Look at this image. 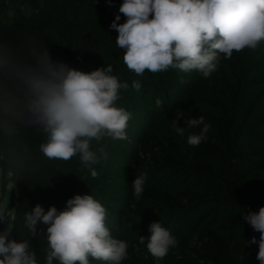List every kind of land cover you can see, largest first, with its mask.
<instances>
[{
  "label": "clouds",
  "instance_id": "1",
  "mask_svg": "<svg viewBox=\"0 0 264 264\" xmlns=\"http://www.w3.org/2000/svg\"><path fill=\"white\" fill-rule=\"evenodd\" d=\"M111 4L112 0H106ZM110 28L118 35L115 45L123 50L122 60L137 76L176 69L182 73L198 71L204 78L218 70L223 59L245 49L255 50L264 42V0H123ZM108 64L85 72L55 60L48 47L37 38L23 33L12 38L0 35V162L7 178L14 182L26 169L31 148L24 136L28 129L38 131L44 140L37 151L47 160L67 162L79 157L92 178L99 173L95 165L106 162L109 153L105 138L127 139L132 113L117 106L121 83ZM183 82V79H181ZM131 87L139 91L141 83ZM183 112L173 120L181 137L185 129L177 126ZM188 129L199 128L187 137L193 147L207 139L210 124L205 118H189ZM203 125V127H200ZM93 141L98 145L93 148ZM147 173L136 176L133 196L144 192ZM22 178V177H21ZM14 217L0 206V264H38L29 240L10 239ZM32 237L38 222L47 225L46 264H123L129 244L114 239L107 224L108 210L91 194L74 195L65 208L50 206L47 211L37 204L24 216ZM244 220L259 233L245 244L258 245L256 259L264 264V206L249 211ZM147 251L163 260L178 240L160 222L149 225ZM139 244L145 237L139 236ZM243 260V257H240Z\"/></svg>",
  "mask_w": 264,
  "mask_h": 264
},
{
  "label": "trees",
  "instance_id": "2",
  "mask_svg": "<svg viewBox=\"0 0 264 264\" xmlns=\"http://www.w3.org/2000/svg\"><path fill=\"white\" fill-rule=\"evenodd\" d=\"M21 2L28 11L18 12L15 17L6 19V3L0 0V35L5 38L16 37L25 32L33 35L48 47L53 59L85 72L111 64L112 74L116 75L121 83L129 84L127 90L121 89L118 107L125 108L131 101L130 108L141 104L138 93L131 87L133 80H139L141 87L148 88H151V83L158 82L156 73L150 75L146 70L143 76H137L128 70L122 60L123 50L115 45L118 33L110 28V24L115 16L120 14L118 9L123 0H112L111 4L106 0H21ZM120 15L121 20L118 23H123L125 17ZM245 58L246 56L242 57L240 54L232 68L226 72L225 80L228 82L227 78L229 79L228 91L231 98L224 102L221 95L212 93L209 96L211 98L201 105L215 116L204 117L205 123L210 124L215 134H208L209 137L202 148L185 144L191 149L192 154L197 149H203L205 143L209 144V147L206 146L208 150L205 154H200V161L211 164L212 167L206 169L203 175L192 173L202 180V183L193 188L199 189L197 194L189 195L187 198L189 202H183V198L179 197L174 198L176 199L174 201H167L163 204L164 207H157L163 211L159 215L163 222L171 224L175 217L187 214L199 205L215 204L208 227L201 228L210 214L199 217L193 228L189 229L188 233L185 232L187 234L181 225L172 233L178 241H183L184 246L197 247L199 252H203V247L221 248L213 255L212 264H259L256 259L258 245L245 244L253 236L259 240V233L253 231L244 220V215L249 211H258L264 206V110L257 111L261 101L248 107L253 96L245 102L240 101L244 96L241 93L249 83L246 74L241 70L237 72L236 69L240 65L247 69ZM173 80L171 79L172 86ZM217 84L221 85L220 82ZM235 95L239 99L232 98ZM205 109L204 113L207 114ZM219 125L225 127L222 138H218ZM24 139L32 152L26 161V169L18 173L22 178L17 177L14 184L7 178V168L0 162L1 185L11 186V193L15 199L12 221L14 229L10 239L17 242L29 240L36 251L38 264H46L47 225L38 222L37 234L32 237L31 232L25 227V213L30 212L37 204L45 211L50 206L63 210L66 201L74 195H91L88 190L90 187L82 183L81 179L88 180L92 177L90 172L83 168L78 156L67 162L43 158L37 148L44 140V136L38 131L26 130ZM104 140L101 143H104ZM97 146L93 141V148ZM94 167L99 169L100 164ZM173 190L175 189H171L172 192ZM227 205L236 208L234 211H240L239 218L242 224L239 227L230 229L229 225L221 223V208ZM5 227V224H0V231ZM194 228L197 230L194 231ZM206 228L207 230L211 228L215 235L205 242L203 234L205 235ZM193 238L199 239L197 245L191 242ZM213 251L206 250V254L209 256ZM199 257H196L199 260L196 264H208ZM240 257H243V260ZM53 264L59 262L54 260Z\"/></svg>",
  "mask_w": 264,
  "mask_h": 264
},
{
  "label": "rangeland",
  "instance_id": "3",
  "mask_svg": "<svg viewBox=\"0 0 264 264\" xmlns=\"http://www.w3.org/2000/svg\"><path fill=\"white\" fill-rule=\"evenodd\" d=\"M4 1L6 19L15 17L18 12L28 11L21 0ZM240 54L242 57L246 56L245 62L248 67L246 69L240 65L236 71L241 70L246 74L249 83V86L241 93L244 96L240 98V101L245 102L253 96L248 107L261 101L257 111L264 110V42L255 50L245 49L240 53L234 52L231 59L222 58L218 70L208 78H204L195 70L182 73L176 69H168L156 73V77L159 78L156 84L151 83V88L146 86L136 91L141 104L132 109L131 101L130 104L127 103L128 106H125V109L132 113L126 130L127 139L105 138L104 144L107 145L106 151L109 153L108 160L100 164L97 169L99 175L96 178L81 179L82 183L90 187L88 190L94 198L108 210L107 224L112 238L124 239L129 244L128 258L123 261V264H196L199 261L196 258L198 256L206 260L205 263L212 264L213 255L221 249L217 246L203 247V252H199L197 247L184 246L183 241H178V245L170 249L163 260L156 262L147 251L146 244L147 238L151 235L149 225L153 222H160L172 234L180 225L184 233H188V230L197 223L198 218L204 215L210 214L201 228L208 227L211 221L215 204L199 205L191 212L175 217L171 224L163 222L159 216L163 211L158 210L157 207H164V203L179 197L183 198V202H189L187 200L189 195H196L199 190L193 188L202 183L197 175L200 173L203 175L206 169L212 167L211 164L200 161V154H205L208 150L206 146L209 147V144L205 143L206 146L201 149L206 140L196 146L201 147V150L197 149L193 154L191 149L185 146L187 137L200 131L199 128L188 129L187 120L198 118L200 115L215 117L211 111L201 106L208 98H211L209 96L212 93L221 95L224 102L231 98V93L228 91L229 79L227 78L228 82L225 80L226 72L232 68ZM148 74L152 73L148 72ZM171 79H174L173 86ZM234 79H236L235 76ZM232 98L239 99L237 95ZM204 109L207 114L204 113ZM180 111L183 112V117L177 121V126L186 128L183 137L173 128V120ZM219 127L218 138H222L225 127L224 125ZM208 134H215L212 128L207 133V137H209ZM194 172L197 175L192 174ZM144 173H147L144 192L137 200L133 196L132 183L136 176ZM171 189L175 190L172 192ZM13 203L15 199L11 193V186L3 187L0 182V206L6 207L12 217L15 213ZM235 209L228 205L221 208V223L229 225L230 229L242 224L239 218L240 211H234ZM196 230L194 228V231ZM213 234L215 235V232L211 228L208 230L206 228V233L203 234L204 241L206 242L208 238L211 240ZM139 236L145 237V244H139ZM198 240L193 238L191 242L197 245ZM210 249L214 251L208 256L206 250ZM92 264H106V262L92 261Z\"/></svg>",
  "mask_w": 264,
  "mask_h": 264
}]
</instances>
